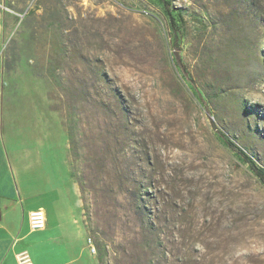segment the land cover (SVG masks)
<instances>
[{
	"label": "rangeland",
	"instance_id": "1",
	"mask_svg": "<svg viewBox=\"0 0 264 264\" xmlns=\"http://www.w3.org/2000/svg\"><path fill=\"white\" fill-rule=\"evenodd\" d=\"M170 2L194 87L157 0H22L1 34L8 174L69 264H264V186L216 132L264 169V24Z\"/></svg>",
	"mask_w": 264,
	"mask_h": 264
},
{
	"label": "crops",
	"instance_id": "2",
	"mask_svg": "<svg viewBox=\"0 0 264 264\" xmlns=\"http://www.w3.org/2000/svg\"><path fill=\"white\" fill-rule=\"evenodd\" d=\"M8 5L9 10L6 9ZM21 5L22 0H0V38L6 25L13 20L11 11H16ZM2 110L0 99V128ZM7 163L0 146V264H18L17 254L21 251H27L31 264H69L71 259L64 255L63 247L56 249L52 242L51 230L47 227L49 214L44 205L24 207L26 201L21 197L13 176H9ZM36 208L45 210L46 226L42 230H31L28 224V214Z\"/></svg>",
	"mask_w": 264,
	"mask_h": 264
},
{
	"label": "trees",
	"instance_id": "3",
	"mask_svg": "<svg viewBox=\"0 0 264 264\" xmlns=\"http://www.w3.org/2000/svg\"><path fill=\"white\" fill-rule=\"evenodd\" d=\"M160 4L163 14L168 19V26L170 29V34L172 36L175 62L178 66L182 77L185 82L190 83L194 87L193 79L191 74L186 68L180 54V40L183 33V25L185 24V19L183 13L180 9H175L170 0H157ZM224 2L229 6L227 8L226 16L236 14L239 20L232 21L233 23L240 26H243L251 33H255L258 30V27L264 24V0H224ZM240 18L242 21H240ZM176 51V52H175ZM188 84V85H190ZM190 85V86H191ZM208 113L209 110L205 106ZM216 132L219 138L232 150L243 159L245 163L248 164L249 169L254 173L258 181L262 186H264V169L259 167L257 163L245 154L242 150L238 149L233 141L229 139L223 132L216 129Z\"/></svg>",
	"mask_w": 264,
	"mask_h": 264
},
{
	"label": "built area",
	"instance_id": "4",
	"mask_svg": "<svg viewBox=\"0 0 264 264\" xmlns=\"http://www.w3.org/2000/svg\"><path fill=\"white\" fill-rule=\"evenodd\" d=\"M28 224L31 230H42L46 226V215L42 208H36L28 214ZM18 264H31V259L27 251L17 254Z\"/></svg>",
	"mask_w": 264,
	"mask_h": 264
},
{
	"label": "bare ground",
	"instance_id": "5",
	"mask_svg": "<svg viewBox=\"0 0 264 264\" xmlns=\"http://www.w3.org/2000/svg\"><path fill=\"white\" fill-rule=\"evenodd\" d=\"M45 212V211H44Z\"/></svg>",
	"mask_w": 264,
	"mask_h": 264
}]
</instances>
